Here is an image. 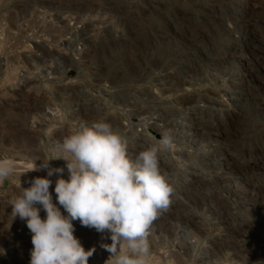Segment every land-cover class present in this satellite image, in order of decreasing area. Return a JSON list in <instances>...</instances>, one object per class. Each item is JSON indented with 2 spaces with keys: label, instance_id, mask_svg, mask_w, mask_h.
I'll return each mask as SVG.
<instances>
[{
  "label": "rangeland",
  "instance_id": "obj_1",
  "mask_svg": "<svg viewBox=\"0 0 264 264\" xmlns=\"http://www.w3.org/2000/svg\"><path fill=\"white\" fill-rule=\"evenodd\" d=\"M97 121L132 160L157 149L173 188L148 264H264V0H0V159L15 165L0 183V264H30L12 215L22 187ZM50 167L64 169L49 177L57 203L69 174ZM73 224L89 264H106L110 234Z\"/></svg>",
  "mask_w": 264,
  "mask_h": 264
},
{
  "label": "clouds",
  "instance_id": "obj_2",
  "mask_svg": "<svg viewBox=\"0 0 264 264\" xmlns=\"http://www.w3.org/2000/svg\"><path fill=\"white\" fill-rule=\"evenodd\" d=\"M165 146L168 141H163ZM63 159L68 179L55 182L56 201L49 191L53 174L63 168L50 161ZM46 177H36L13 201V219L26 222L31 233L30 264H89L95 247L85 249L74 235L73 221L110 234L111 244H102L111 255L106 264H148L149 227L158 210L169 205L173 188L162 174L157 149L128 156V141L105 122L81 126L52 149ZM32 170H38L35 166ZM15 171L12 160L0 159V183ZM45 212L41 218L40 212ZM118 246L125 247L121 253ZM4 250L0 248V255Z\"/></svg>",
  "mask_w": 264,
  "mask_h": 264
},
{
  "label": "bare ground",
  "instance_id": "obj_3",
  "mask_svg": "<svg viewBox=\"0 0 264 264\" xmlns=\"http://www.w3.org/2000/svg\"><path fill=\"white\" fill-rule=\"evenodd\" d=\"M55 3V2H54ZM49 23V22H48ZM51 31V30H50ZM57 32V31H56ZM9 48V47H8ZM53 48V47H52ZM19 50H21V49H19ZM24 50V49H23ZM58 51H60V50H58ZM29 54V53H28ZM4 55V54H3ZM17 55V54H16ZM15 56V55H14ZM13 57V56H12ZM10 64V63H9ZM26 67V66H25ZM8 71V70H7ZM37 71V70H36ZM10 74V73H9ZM8 75V74H7ZM251 76V75H250ZM10 77V76H9ZM9 79V78H8ZM6 82V81H5ZM7 84V83H6ZM11 86V85H10ZM129 129V128H128ZM146 133V132H145ZM178 141V140H177ZM35 167V166H34ZM39 171V170H38ZM46 173V172H45ZM66 175V174H65ZM60 176V175H59ZM66 178V177H65ZM78 228V227H77ZM81 229V228H80ZM88 229V228H87ZM77 230V229H76ZM85 230V229H84ZM91 231V230H90ZM79 232V231H78ZM89 233V232H88ZM90 234V233H89ZM85 235V234H84ZM95 235V234H94ZM79 236V235H78ZM81 236V235H80ZM93 235L91 234V237H92ZM85 237V236H84ZM83 237V238H84ZM96 237V236H95ZM80 238V237H79ZM97 238V237H96ZM96 238H94V239H96ZM99 238V237H98ZM93 239V238H92ZM81 240H83V239H81ZM84 240H86V239H84ZM87 242H88V240H86ZM95 241V240H94ZM101 242V241H100ZM108 242H109V240H108ZM155 242V241H154ZM82 243V242H81ZM85 243V242H84ZM104 243V242H103ZM111 244V243H110ZM86 245V244H85ZM92 246V245H91ZM120 247V246H119ZM120 249V248H119ZM123 249H124V247H123ZM122 249V250H123ZM96 250V249H95ZM101 250V249H100ZM126 250V249H125ZM151 250V249H150ZM154 251V250H153ZM106 252V251H105ZM121 252H123V251H121ZM250 252V251H249ZM151 254V253H150ZM155 255H157L156 253H155ZM94 256H96V255H94ZM158 256V255H157ZM151 257V256H150ZM154 257H156V256H154ZM91 258H93V257H91ZM149 258V257H148ZM153 258V257H152ZM157 258V257H156ZM165 258V257H164ZM90 259V258H89ZM163 261V260H162ZM161 261V262H162ZM95 262V261H94ZM159 262H160V260H159ZM165 262V261H164ZM163 262V263H164ZM97 263V262H96ZM154 264H155V262H154Z\"/></svg>",
  "mask_w": 264,
  "mask_h": 264
}]
</instances>
